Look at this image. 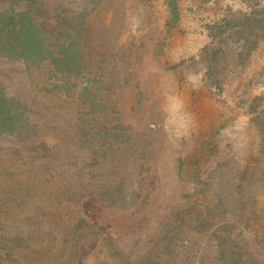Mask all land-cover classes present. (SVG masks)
I'll return each instance as SVG.
<instances>
[{"label": "rangeland", "instance_id": "1", "mask_svg": "<svg viewBox=\"0 0 264 264\" xmlns=\"http://www.w3.org/2000/svg\"><path fill=\"white\" fill-rule=\"evenodd\" d=\"M38 1L77 17L61 30L80 61L0 57L36 126L0 135V264H264V0H175V17L167 0Z\"/></svg>", "mask_w": 264, "mask_h": 264}, {"label": "trees", "instance_id": "2", "mask_svg": "<svg viewBox=\"0 0 264 264\" xmlns=\"http://www.w3.org/2000/svg\"><path fill=\"white\" fill-rule=\"evenodd\" d=\"M5 3V6L1 4ZM167 6L173 17L177 12L175 0H167ZM264 7L260 11V17L264 19ZM38 0H0V57L7 61H23L35 63L48 59L54 68L75 74L80 61L79 49L75 40L76 34H68L62 37V26L72 25L77 19L73 14L55 13L53 21L46 18L45 12L40 11ZM68 9V13H69ZM236 29L239 34L255 36L256 32L251 29L259 20L256 13H243L238 16ZM51 25L50 28L47 25ZM74 25V23H73ZM243 28V30H242ZM59 31V34H57ZM250 32V33H249ZM57 37V38H56ZM264 38V36H263ZM28 125L29 130L34 131L36 126L28 121V118L19 110V103L13 98L5 95L0 88V135H14L24 130ZM14 237H20L14 236ZM2 239V237H0ZM6 240L10 238L6 237ZM12 240V239H11ZM10 252V250H8ZM0 248V257H2ZM238 258L234 260L229 257L222 259V264H240ZM129 264H162L155 259H143Z\"/></svg>", "mask_w": 264, "mask_h": 264}]
</instances>
